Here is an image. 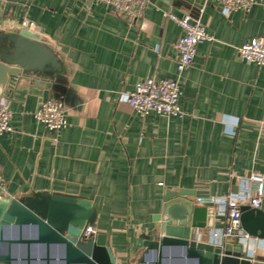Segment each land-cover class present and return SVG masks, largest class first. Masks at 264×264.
I'll return each instance as SVG.
<instances>
[{
    "label": "crops",
    "instance_id": "0c3cea01",
    "mask_svg": "<svg viewBox=\"0 0 264 264\" xmlns=\"http://www.w3.org/2000/svg\"><path fill=\"white\" fill-rule=\"evenodd\" d=\"M163 12L188 15L214 37L197 47L181 76L183 118L141 115L120 99L141 79L176 76L182 30ZM26 21L63 56L75 97L65 109L67 126L58 131L36 120L48 97L31 84L0 99L12 113V131L0 134V171L9 197L58 193L93 201L95 229L106 236L116 264H139V238L155 227L153 217L168 191H191L196 203L237 192L242 177L264 175V66L238 53L264 36V0L231 13L212 0H151L137 21L118 16L101 0H0V29H21ZM212 222L213 228L200 231L203 241L225 225L216 212ZM12 252L14 264H27L25 248ZM244 252L264 264V239L252 237ZM30 253L29 264H46L39 258L45 248L32 246ZM63 255L51 248L55 261L49 264H64ZM164 263L197 264L179 250Z\"/></svg>",
    "mask_w": 264,
    "mask_h": 264
},
{
    "label": "water",
    "instance_id": "95a60500",
    "mask_svg": "<svg viewBox=\"0 0 264 264\" xmlns=\"http://www.w3.org/2000/svg\"><path fill=\"white\" fill-rule=\"evenodd\" d=\"M169 2L170 0H164ZM189 3L192 0H186ZM197 4V3H196ZM42 33L24 25L21 29H0V99L28 84L48 99L59 101L67 109L74 100L68 65ZM188 190L168 191L160 212L153 217L155 227L139 238L144 249L139 264H165L168 254L179 250L197 264H254L243 246L225 244L217 247L203 241L200 231L214 227L215 209L197 205L189 199ZM242 228L251 237L264 239V202L259 209L242 208ZM98 210L93 201L58 193H40L26 199L0 196V264H14L18 258L13 248L27 251V264L32 260L31 248H45L40 260L49 264L51 248L64 251V264H116L105 235L95 229ZM31 231L30 237L24 231ZM91 233L84 236V231ZM8 231L12 237L6 236ZM33 260H36L35 258Z\"/></svg>",
    "mask_w": 264,
    "mask_h": 264
},
{
    "label": "built area",
    "instance_id": "2783aa9c",
    "mask_svg": "<svg viewBox=\"0 0 264 264\" xmlns=\"http://www.w3.org/2000/svg\"><path fill=\"white\" fill-rule=\"evenodd\" d=\"M111 7L118 16L137 21L144 15L151 0H101ZM223 7L227 13L237 10L249 11L257 0H212ZM159 10V8L157 7ZM165 18L176 23L182 30L177 42L178 58L176 76L168 79L147 78L139 80L134 89L123 93L120 99L141 115L156 113L164 117L183 118L186 113L181 107V76L193 63L197 47L213 41L214 37L200 21H192L186 15L179 17L171 12H163ZM26 26L34 27V23L26 21ZM241 59L247 63L264 66V36L251 39L238 48ZM36 120L50 131H58L67 126L66 110L62 103L47 99L42 101L35 112ZM12 113L6 104L0 102V134L12 131L10 121ZM239 190L222 197L197 198L199 205L215 208L217 215L225 219L221 229L211 232L209 243L221 247L229 240L237 241L245 249L252 238L242 228V208L259 209L264 199V175L252 173L239 179ZM0 196H8L7 182L0 171ZM91 235L87 230L84 236ZM201 236V234H200Z\"/></svg>",
    "mask_w": 264,
    "mask_h": 264
}]
</instances>
